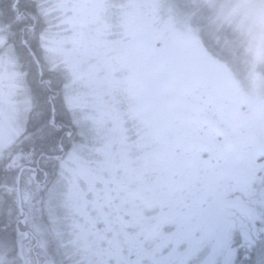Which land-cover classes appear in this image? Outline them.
Returning <instances> with one entry per match:
<instances>
[{"label": "snow or ice", "instance_id": "snow-or-ice-1", "mask_svg": "<svg viewBox=\"0 0 264 264\" xmlns=\"http://www.w3.org/2000/svg\"><path fill=\"white\" fill-rule=\"evenodd\" d=\"M245 46L264 0H0V264H264Z\"/></svg>", "mask_w": 264, "mask_h": 264}, {"label": "flooded vegetation", "instance_id": "flooded-vegetation-1", "mask_svg": "<svg viewBox=\"0 0 264 264\" xmlns=\"http://www.w3.org/2000/svg\"><path fill=\"white\" fill-rule=\"evenodd\" d=\"M262 49L264 58V48ZM235 73L243 95L249 98L264 95V68L248 67L237 63Z\"/></svg>", "mask_w": 264, "mask_h": 264}, {"label": "rangeland", "instance_id": "rangeland-1", "mask_svg": "<svg viewBox=\"0 0 264 264\" xmlns=\"http://www.w3.org/2000/svg\"><path fill=\"white\" fill-rule=\"evenodd\" d=\"M227 0H217L218 5L226 3ZM204 15L208 18H211L215 13L214 10L205 8L202 10ZM225 30L229 32L232 30V25L223 24L220 26V33L223 34ZM263 49L259 50V54L255 49L249 50L246 46L240 49L238 56V63L246 65L248 67H260L264 68V58L262 57ZM250 77V76H249Z\"/></svg>", "mask_w": 264, "mask_h": 264}]
</instances>
